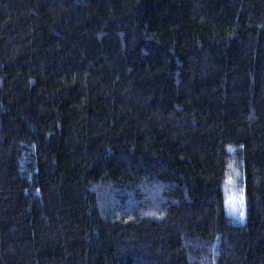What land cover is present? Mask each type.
Instances as JSON below:
<instances>
[{"label": "trees", "instance_id": "16d2710c", "mask_svg": "<svg viewBox=\"0 0 264 264\" xmlns=\"http://www.w3.org/2000/svg\"><path fill=\"white\" fill-rule=\"evenodd\" d=\"M0 264H264V0H0Z\"/></svg>", "mask_w": 264, "mask_h": 264}, {"label": "rangeland", "instance_id": "374dc122", "mask_svg": "<svg viewBox=\"0 0 264 264\" xmlns=\"http://www.w3.org/2000/svg\"><path fill=\"white\" fill-rule=\"evenodd\" d=\"M241 179L238 167L232 166L222 189L225 213L233 223H242L245 215V196Z\"/></svg>", "mask_w": 264, "mask_h": 264}, {"label": "snow or ice", "instance_id": "6c2138e0", "mask_svg": "<svg viewBox=\"0 0 264 264\" xmlns=\"http://www.w3.org/2000/svg\"><path fill=\"white\" fill-rule=\"evenodd\" d=\"M243 215V213L241 212V216Z\"/></svg>", "mask_w": 264, "mask_h": 264}]
</instances>
